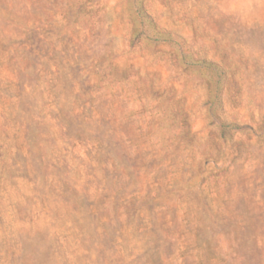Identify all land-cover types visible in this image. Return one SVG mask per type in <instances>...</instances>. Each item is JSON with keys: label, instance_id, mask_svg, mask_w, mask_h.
I'll use <instances>...</instances> for the list:
<instances>
[{"label": "rangeland", "instance_id": "rangeland-1", "mask_svg": "<svg viewBox=\"0 0 264 264\" xmlns=\"http://www.w3.org/2000/svg\"><path fill=\"white\" fill-rule=\"evenodd\" d=\"M0 264H264V0H0Z\"/></svg>", "mask_w": 264, "mask_h": 264}, {"label": "trees", "instance_id": "trees-1", "mask_svg": "<svg viewBox=\"0 0 264 264\" xmlns=\"http://www.w3.org/2000/svg\"><path fill=\"white\" fill-rule=\"evenodd\" d=\"M208 66H211L212 68H218V66L213 62H209Z\"/></svg>", "mask_w": 264, "mask_h": 264}]
</instances>
